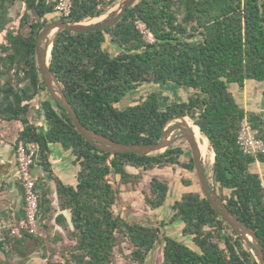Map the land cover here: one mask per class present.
<instances>
[{
    "label": "trees",
    "instance_id": "obj_1",
    "mask_svg": "<svg viewBox=\"0 0 264 264\" xmlns=\"http://www.w3.org/2000/svg\"><path fill=\"white\" fill-rule=\"evenodd\" d=\"M14 1L0 0V34L5 31V43L0 44V121L20 122L23 129L16 143L37 146V166L53 181L59 209L70 213L71 230L66 236L74 242L63 263L46 258V264H117L115 250L121 241L131 247L130 264H148L158 244L162 245L160 264H257L248 245L217 215L202 191L183 194L173 203L168 221L159 223L163 228L181 222V237L190 238L193 247L167 235L159 237L156 226L130 222L115 213L119 185L136 188L143 174L155 169L177 166L195 172L193 161L190 157L181 162L180 145H171L157 156L111 157L86 142L52 101L36 62L35 42L39 32L55 21L48 18L55 4L23 0L25 11L13 31L6 27ZM118 1L73 0L72 13L64 21L97 18ZM49 68L81 124L115 142L157 143L169 120L189 117L214 154L212 188L228 210L255 231L264 254V191L260 175L249 168L255 161L264 163V157L244 156L237 144L244 118L263 140L264 123L240 107L228 90L229 84L243 87L248 80L264 83V0H138L110 29L59 32ZM150 83H172L193 93L186 101H173L164 108L153 93L139 104L116 108L130 91ZM43 92L48 97L41 99ZM35 100L38 109L28 104ZM37 119L45 122L44 132L30 122ZM50 146L70 152L75 186L54 176ZM146 190L142 191L145 205L151 211L161 208L167 184L151 177ZM47 205L45 194L39 198V213L42 209L48 213ZM63 219L58 215L55 220L58 224ZM33 237L7 233L0 251L9 247L22 253L25 241Z\"/></svg>",
    "mask_w": 264,
    "mask_h": 264
},
{
    "label": "rangeland",
    "instance_id": "obj_2",
    "mask_svg": "<svg viewBox=\"0 0 264 264\" xmlns=\"http://www.w3.org/2000/svg\"><path fill=\"white\" fill-rule=\"evenodd\" d=\"M121 1V0H119ZM118 1V2H119ZM112 9L110 7L107 9L109 12ZM25 11V4L23 0H15L14 4L9 9V17L11 18L10 23L7 25L6 29H10L13 31H17L19 26V20ZM106 11V12H107ZM107 12V13H108ZM93 19L87 20L88 24H95L101 21L104 16ZM59 18H54V20H58ZM141 30L144 29L143 26H139ZM4 35L5 31L0 34V44L4 42ZM148 39L151 40V36L148 35ZM105 47L110 51V53L115 54V51L109 47L108 44ZM236 86V84H229L228 90L231 93V87ZM249 93V100L250 103L257 105L259 109L263 111L264 114V83H259L253 81V88L250 90ZM156 94L161 101L162 108L165 105L169 104L173 101H186L188 96L193 93L192 89L180 87L172 83L166 84H143L138 86L136 89L130 91L127 96L116 105L117 109H125L128 106H133L136 104L141 103V101L148 95V94ZM232 94V93H231ZM233 96V94H232ZM48 97L46 92L41 94V99ZM234 100H237V103L241 104L238 101V98L233 96ZM164 99H168V102H165ZM235 100V101H236ZM37 103L35 100L31 107L34 108V105ZM39 104V101H38ZM174 146L180 145L184 149V155L181 157V162H187L188 159L191 157L190 150L188 145L184 140H178L174 144ZM261 170L257 168V164H251L249 166L252 172H255L260 175L261 181L264 183V163L259 165ZM205 173L211 181V164H207L204 166ZM260 170V171H259ZM132 172H135L131 169ZM151 177H157L159 180L165 182L168 186V194L167 198L164 202V205L155 210L151 211L144 203L142 191L146 190V184L149 182ZM188 179L193 181V183L189 186L183 185L181 179ZM114 188H117V184L114 182ZM120 187V195L122 197H126V200L120 198V201L114 208L116 214L121 215L125 219L130 222L136 223H146L149 225L156 226L159 229V237L162 235H167L172 238L177 239L178 241L193 247L190 238H182L181 237V229L183 224L181 222H177L173 225H167L163 228L159 226L160 222L166 223L171 215V207L175 201L180 200L181 196L185 193L189 192H201V187L196 176L195 172H190L187 170H183L182 168H178L177 166L169 167L165 169H155L151 172L143 174V182L142 184L138 185L136 188H133L131 185L122 186ZM40 231V226L38 227ZM9 232V230H8ZM38 235V234H37ZM38 237V236H37ZM27 239L23 246V252L17 253L15 251H11L8 247L6 252L0 251V264H46V258L52 259L54 261H62L64 262V257H67L69 251L71 250L74 242L71 241L68 237L65 242L59 243L58 241H53V236H47V238H35ZM161 247L162 245H156L155 249L151 252L148 257V264H160L161 262ZM131 247L126 241H121L119 246L115 250V261L117 264H130L129 259L127 258L130 253ZM254 255V253L252 252ZM255 256V255H254ZM15 260V261H14Z\"/></svg>",
    "mask_w": 264,
    "mask_h": 264
},
{
    "label": "water",
    "instance_id": "obj_3",
    "mask_svg": "<svg viewBox=\"0 0 264 264\" xmlns=\"http://www.w3.org/2000/svg\"><path fill=\"white\" fill-rule=\"evenodd\" d=\"M137 1L138 0H121L117 2L112 6V9L109 12L107 11L108 13L105 12L104 14L100 15L99 17H102L103 15L107 14L101 21L95 24H88L87 20H93L96 18H86L81 22L72 23L66 22L63 19H58L47 24L39 32L35 42L36 62L44 82L45 89L52 101L59 105L60 108L67 114L76 131L82 136V138L96 149L105 153H109L111 157L119 153H133L141 157L157 156L162 154L176 141L184 140L190 150L194 171L198 178L200 187L205 198L210 203V206L217 213V215L232 228L241 241L248 245L250 251L255 255L256 263L264 264L262 245L255 231L246 224L239 221L238 218L228 210L225 203L219 198L217 193L212 188L205 173L204 163L201 158V153L195 133L186 121L187 119H190L189 117L180 116L169 120L163 128L160 140L157 143L139 145L115 142L107 137L87 129L81 124L75 111L67 101L59 82L50 71L49 60L47 61V56L49 55L50 59L53 41L59 32L67 30L71 33L81 34L110 29L120 21L125 12ZM193 126L197 127L199 133L201 134L199 127L194 123ZM38 173L39 168L37 167L34 169L33 174L38 175ZM110 183L114 185V181L111 180ZM157 233L159 234V229H157Z\"/></svg>",
    "mask_w": 264,
    "mask_h": 264
},
{
    "label": "crops",
    "instance_id": "obj_4",
    "mask_svg": "<svg viewBox=\"0 0 264 264\" xmlns=\"http://www.w3.org/2000/svg\"><path fill=\"white\" fill-rule=\"evenodd\" d=\"M251 88H253V81L248 80L245 81L243 87L236 85L231 87L230 91L233 96L236 95L238 98L241 104L235 100L240 107L247 113L258 115L264 123L263 111L257 105L250 103L249 93L251 92ZM30 122L40 132L45 131L46 125L43 120L37 119ZM22 129L23 126L18 121H0V243L2 244H5L4 238L5 234L9 233V227L15 225L24 212L22 186L18 179L15 161V144L18 134ZM50 149L49 162L54 176L65 185L75 186L76 168L72 164L70 152L62 151L57 146H51ZM253 164H257V168L261 170V167H259L261 162L255 161ZM38 168L37 189L40 197L46 194L49 210L47 213L42 209L39 213V226L41 230H38V235L34 237L47 238V236L52 235L53 241H58V244L63 243L67 239L66 234L68 230H71L70 213L69 211H61L59 209L53 181L47 180L44 171L40 167ZM120 198L126 200V197H123V195L122 197L120 195ZM58 215H63L64 219L61 223L57 224L55 219ZM27 264H30V262H27Z\"/></svg>",
    "mask_w": 264,
    "mask_h": 264
},
{
    "label": "built area",
    "instance_id": "obj_5",
    "mask_svg": "<svg viewBox=\"0 0 264 264\" xmlns=\"http://www.w3.org/2000/svg\"><path fill=\"white\" fill-rule=\"evenodd\" d=\"M54 12L48 16L49 19H66L72 13L73 0H51ZM33 103H28L31 105ZM39 108L38 102L34 105ZM237 144L244 156L264 157V140L258 137V132L253 128L248 120L244 118L240 124ZM37 146L32 143L25 146L22 142L15 144V161L18 172V179L22 186V198L24 212L23 216L15 225L9 227L11 236L21 237L23 234L37 235L39 227V191L37 189V176L33 171L37 168ZM264 191V183L261 181Z\"/></svg>",
    "mask_w": 264,
    "mask_h": 264
},
{
    "label": "bare ground",
    "instance_id": "obj_6",
    "mask_svg": "<svg viewBox=\"0 0 264 264\" xmlns=\"http://www.w3.org/2000/svg\"><path fill=\"white\" fill-rule=\"evenodd\" d=\"M48 60H49V55L47 56V61ZM187 123L193 129L195 133V137L199 145V150L201 153V158L204 163V166H206L208 163L212 165L213 160H214V154L209 147L207 139L199 133L197 127L193 126V123L190 119H187Z\"/></svg>",
    "mask_w": 264,
    "mask_h": 264
}]
</instances>
